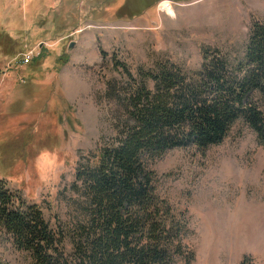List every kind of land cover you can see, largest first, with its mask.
<instances>
[{"label":"rangeland","instance_id":"rangeland-1","mask_svg":"<svg viewBox=\"0 0 264 264\" xmlns=\"http://www.w3.org/2000/svg\"><path fill=\"white\" fill-rule=\"evenodd\" d=\"M19 1L0 0V176L65 226L78 216L77 167L127 122L108 85L126 91L127 71L141 82L138 73L159 64L196 73L204 50L235 65L253 23L264 24V0H27L24 10ZM167 2L174 18L160 10ZM41 7L52 11L45 21ZM255 102L264 115V97ZM147 163L185 226L175 264H264V147L244 122L214 147L175 148ZM0 264L31 259L0 235Z\"/></svg>","mask_w":264,"mask_h":264},{"label":"trees","instance_id":"trees-1","mask_svg":"<svg viewBox=\"0 0 264 264\" xmlns=\"http://www.w3.org/2000/svg\"><path fill=\"white\" fill-rule=\"evenodd\" d=\"M19 2L24 10L27 0ZM40 9L41 20L51 17L50 9ZM250 31L245 55L235 65L209 58L204 50L196 73L159 64L155 71L139 72L141 82L127 71L126 91L110 83L108 93L124 108L127 122L111 144L77 167L70 187L78 195L72 226L45 220L38 206L9 191L3 174L0 235L28 253L31 264H175L184 252L185 226L157 195V178L147 161L175 148L214 147L238 122L264 147V115L255 102L264 97V24L254 22ZM9 38L3 54L11 59L15 43Z\"/></svg>","mask_w":264,"mask_h":264},{"label":"bare ground","instance_id":"bare-ground-1","mask_svg":"<svg viewBox=\"0 0 264 264\" xmlns=\"http://www.w3.org/2000/svg\"><path fill=\"white\" fill-rule=\"evenodd\" d=\"M160 10L167 16L170 18H174L175 17V11L172 7V5H170V3H163L161 5ZM74 84V83H73Z\"/></svg>","mask_w":264,"mask_h":264},{"label":"built area","instance_id":"built-area-1","mask_svg":"<svg viewBox=\"0 0 264 264\" xmlns=\"http://www.w3.org/2000/svg\"><path fill=\"white\" fill-rule=\"evenodd\" d=\"M32 54L29 53L26 56H24V59L22 60V65H27V63H29V61L31 60Z\"/></svg>","mask_w":264,"mask_h":264}]
</instances>
